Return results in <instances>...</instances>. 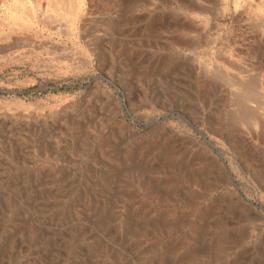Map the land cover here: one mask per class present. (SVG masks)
<instances>
[{"label":"rangeland","instance_id":"obj_1","mask_svg":"<svg viewBox=\"0 0 264 264\" xmlns=\"http://www.w3.org/2000/svg\"><path fill=\"white\" fill-rule=\"evenodd\" d=\"M180 1L0 0V264H264V0Z\"/></svg>","mask_w":264,"mask_h":264},{"label":"bare ground","instance_id":"obj_2","mask_svg":"<svg viewBox=\"0 0 264 264\" xmlns=\"http://www.w3.org/2000/svg\"><path fill=\"white\" fill-rule=\"evenodd\" d=\"M65 1V0H64ZM183 1V0H182ZM182 1H180V3L182 2ZM185 1V0H184ZM210 1V0H209ZM57 2H59V1H56V3L55 4H61L60 2L59 3H57ZM236 5V4H235ZM63 6V5H62ZM200 6V5H199ZM61 7V6H60ZM22 8V7H21ZM70 8V7H69ZM200 7H198V9H199ZM201 8H202V6H201ZM60 9V8H59ZM61 13V12H60ZM259 51V50H258ZM260 75H262V76H264L262 73H260ZM259 75V76H260ZM248 85H246L245 86V88L243 87H241V89H242V91H241V93H242V95H244V98H245V100L240 104V108H242L243 109V112H245L244 114H248L249 115V113H250V109L252 110H254V108L256 109V107L257 106H259V102H258V99H257V97H256V95H255V92H254V89L256 88V82H254V81H251V83H247ZM240 90V89H239ZM241 117V116H240ZM245 116H243V119H246V117L244 118ZM208 157V156H207ZM218 164V163H217ZM219 172V171H218ZM221 172H222V170H221ZM224 173V172H223Z\"/></svg>","mask_w":264,"mask_h":264}]
</instances>
